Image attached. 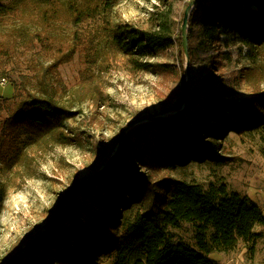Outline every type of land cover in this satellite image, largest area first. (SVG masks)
I'll use <instances>...</instances> for the list:
<instances>
[{
	"label": "trees",
	"instance_id": "1",
	"mask_svg": "<svg viewBox=\"0 0 264 264\" xmlns=\"http://www.w3.org/2000/svg\"><path fill=\"white\" fill-rule=\"evenodd\" d=\"M4 1L0 0V18L14 12L13 4ZM34 2L45 13L50 10L59 13L64 7L65 15L77 26L105 15L118 0ZM155 9L148 28L129 23L110 28L104 36L101 57L122 55L127 58L129 69H145L151 64L141 62L142 59L177 42L179 58L183 61L186 54L182 32L173 34L169 2L160 0ZM197 15L210 42L217 32L233 29L242 43L264 46V0H200L188 20L192 22ZM71 55L69 51L63 58ZM213 58L209 68L218 70L214 66L218 61ZM253 63V67H245L242 73L258 85L263 79L264 64ZM91 76L86 75L87 81L78 85L75 98L98 104L95 92L98 88L91 84L97 79L88 81ZM252 93L230 98L211 92L199 100L190 88L186 108L173 116L170 112L184 104L183 83L176 105L160 113L169 112L168 116L129 128L120 150L106 169L68 198L57 224L16 264H102L104 257L111 259V264H216L208 254L231 251L239 239L253 254L259 236L254 227L264 225V213L259 205L239 192L228 191L225 184H210L204 189L200 183L170 174L177 166L193 160L218 159L216 143L228 131L241 133L264 124V92L255 88ZM8 101L1 100L0 109ZM197 101L203 111L200 116L194 110ZM76 113L59 104L51 91L28 92L3 118L1 132L8 141L6 150L12 154L8 158L7 154L0 155V161L8 168L23 165V173L29 175V153L26 148L16 146L21 133L26 134V144L30 147L75 144L77 135L68 131L64 122ZM142 169L156 176L140 174ZM80 196L90 201L83 203ZM82 215L94 218L95 223L84 220ZM182 221L196 222L195 247L184 241H172L168 227H178Z\"/></svg>",
	"mask_w": 264,
	"mask_h": 264
},
{
	"label": "rangeland",
	"instance_id": "2",
	"mask_svg": "<svg viewBox=\"0 0 264 264\" xmlns=\"http://www.w3.org/2000/svg\"><path fill=\"white\" fill-rule=\"evenodd\" d=\"M167 1L176 36L192 0ZM8 2L13 4L14 12L0 18V102L9 99L0 109V155L7 154L8 158L12 154L6 150L8 141L1 132L3 118L28 92L51 91L59 104L77 112L64 122L67 130L77 135V142L30 147L26 134L21 133L16 146L28 151L31 173H23V165L8 168L0 161V264H6L30 237L45 229L71 185L104 166L117 148L125 126L176 105L187 66L191 68L189 89L195 91L199 100L211 92L230 98L251 96L255 88L264 92V73L258 85L242 73L255 61L264 64V46L242 43L233 29L217 32L210 42L199 24V15L192 22L187 19L189 47L183 61L177 42L142 59L141 62L151 64L145 69H129L127 58L122 55L101 57L104 36L110 28L119 23L148 28L160 0H118L105 15L77 26L65 15L64 7L59 13H45L34 0L4 1ZM65 2L62 0V4ZM69 51L71 57L63 58ZM212 57L218 61L214 63L218 70L209 68ZM88 74H92L88 81L97 79L91 84L98 88L96 91L92 85L98 104L75 98L78 85L87 81ZM199 103L194 109L198 116L203 112ZM215 155L219 158L193 160L177 166L170 174L200 183L204 189L210 184H225L228 191L249 197L264 213V124L241 133L228 131L216 143ZM139 172L156 176L144 169ZM79 200L90 201L84 196ZM82 216L95 223L94 218ZM196 225L194 221H182L178 227L169 226L172 241L195 247ZM254 232L259 236L253 254L239 239L233 250L211 251L208 256L216 264H264V225H255ZM102 264H111V259L104 257Z\"/></svg>",
	"mask_w": 264,
	"mask_h": 264
},
{
	"label": "water",
	"instance_id": "3",
	"mask_svg": "<svg viewBox=\"0 0 264 264\" xmlns=\"http://www.w3.org/2000/svg\"><path fill=\"white\" fill-rule=\"evenodd\" d=\"M200 0H192L188 6L185 9L184 12V17H183V21H182V26H181V32H182V40H183V45H184V51L187 55V49H188V43H187V34H186V29H187V19L189 18V14L192 10V8L194 7V5L196 3H198ZM191 78V68L190 66L186 67V78L184 80V104L182 105V107L179 110H174L171 111L170 113H172L173 116L178 115L180 112H182L189 101V81ZM169 113H165V114H154L153 116H149V117H145V118H141L139 120L133 121L131 123H129L127 126H125L122 129V132L120 133L119 139H118V144H117V148L115 149V151L109 156V158L106 160L105 164L103 167H101L100 169H98L96 172L89 174L88 176L84 177L81 180H78L76 183H74L73 185H71L68 190L63 194V196L61 197L55 211L52 217V220L50 222V224L48 225V227H46L45 229H43L41 232H39L37 235H35L29 242H26V244L18 249L17 252H15V254L6 262V264H16L24 255H26L29 251H31L40 241H42V239L46 236V234L57 224L59 217L61 215L62 209L64 207V205L66 204L68 198L81 186H83L85 183H87L88 181L92 180L93 178L97 177L100 172L102 170H105L106 167L110 164V162L112 161V159L117 155L118 151L120 150L123 141H124V134L126 133V131L131 128L133 125H136L140 122L149 120V119H159V118H164L167 117ZM172 115H170L171 117H173Z\"/></svg>",
	"mask_w": 264,
	"mask_h": 264
}]
</instances>
